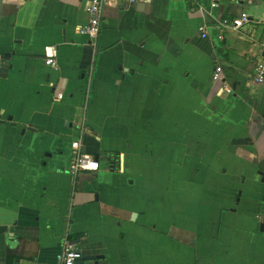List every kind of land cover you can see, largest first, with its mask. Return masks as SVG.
<instances>
[{
  "label": "crops",
  "instance_id": "1",
  "mask_svg": "<svg viewBox=\"0 0 264 264\" xmlns=\"http://www.w3.org/2000/svg\"><path fill=\"white\" fill-rule=\"evenodd\" d=\"M88 2L0 0V264H264V0Z\"/></svg>",
  "mask_w": 264,
  "mask_h": 264
},
{
  "label": "built area",
  "instance_id": "2",
  "mask_svg": "<svg viewBox=\"0 0 264 264\" xmlns=\"http://www.w3.org/2000/svg\"><path fill=\"white\" fill-rule=\"evenodd\" d=\"M121 1L127 5L133 6L140 2H151L152 0H89L87 6V13L89 16V22L87 25L81 27L80 33L87 36L90 40V44L95 47L97 45L100 33L102 31V21H103V10L106 5H109L110 2ZM187 2H192L193 0H185ZM225 0H211L210 8L217 9L219 5ZM248 21V17L244 15L240 19L233 20L231 23L225 21L223 24L227 29H238L243 26L245 22ZM199 32L203 38H206L208 35L207 27L201 25L199 27ZM45 64L49 67L56 68L58 66L57 61V49L55 46H47L44 49ZM255 73L253 80L257 84L264 83V54L259 56L255 62ZM223 68L217 66L212 74V80L218 82L221 80V73ZM226 93L231 94L233 89L231 87H224ZM100 169V163L95 157L85 154L82 151L81 143L75 145V151L73 156V162L70 167V173L72 176L77 177L83 172H97ZM83 257V254L77 249L76 245L69 240L68 237L65 239V246L63 254L60 260L61 264H76Z\"/></svg>",
  "mask_w": 264,
  "mask_h": 264
},
{
  "label": "water",
  "instance_id": "3",
  "mask_svg": "<svg viewBox=\"0 0 264 264\" xmlns=\"http://www.w3.org/2000/svg\"><path fill=\"white\" fill-rule=\"evenodd\" d=\"M100 258L101 257H99V256H83L82 259L80 261H78L76 264H85L86 261L98 260Z\"/></svg>",
  "mask_w": 264,
  "mask_h": 264
},
{
  "label": "trees",
  "instance_id": "4",
  "mask_svg": "<svg viewBox=\"0 0 264 264\" xmlns=\"http://www.w3.org/2000/svg\"><path fill=\"white\" fill-rule=\"evenodd\" d=\"M17 258V256L15 254H13L12 252H10V250H8L7 253V264H13L14 260Z\"/></svg>",
  "mask_w": 264,
  "mask_h": 264
}]
</instances>
